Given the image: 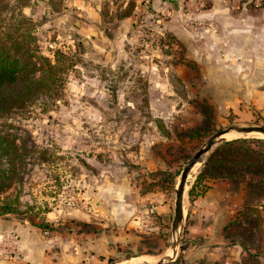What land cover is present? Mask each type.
Returning <instances> with one entry per match:
<instances>
[{
    "label": "rangeland",
    "instance_id": "1",
    "mask_svg": "<svg viewBox=\"0 0 264 264\" xmlns=\"http://www.w3.org/2000/svg\"><path fill=\"white\" fill-rule=\"evenodd\" d=\"M6 1L30 19L40 52L79 53L58 98L39 95L0 117L22 156L19 178L0 193L11 208L0 213V264L159 260L172 241L168 264H228L245 251L221 227L244 200L256 204L254 236L264 249V192L246 199L244 179L215 177L189 195L203 164L186 179L175 239L170 230L174 182L190 154L229 124L264 125L255 101L264 88L260 30L258 40H238L211 0ZM231 2L233 11L264 10V0ZM249 144L264 153V142ZM209 181L220 185L206 205L199 195Z\"/></svg>",
    "mask_w": 264,
    "mask_h": 264
},
{
    "label": "trees",
    "instance_id": "2",
    "mask_svg": "<svg viewBox=\"0 0 264 264\" xmlns=\"http://www.w3.org/2000/svg\"><path fill=\"white\" fill-rule=\"evenodd\" d=\"M18 6L22 5L17 0ZM8 8L6 0H0V117L9 111L24 108L39 95L56 99L62 93L67 72L78 59L79 50L69 47L66 50L55 48L51 56L37 49L30 32L31 21L28 17ZM76 45H80L79 42ZM264 139V138H263ZM261 144L260 138L234 137L221 141L208 154L201 169L192 180L187 193L201 194L195 189L199 182L215 177H227L231 180L244 179L245 197L264 192V153L249 143ZM0 193L15 181L17 166L22 156L15 136L0 129ZM17 178V179H18ZM238 178V179H234ZM206 183V182H205ZM195 189V190H194ZM6 202L0 201V213L10 211ZM253 213L255 215H253ZM259 217L256 204L244 200L233 217L222 224V237L229 244H237L245 251L239 261L228 264H264L258 252L264 249L254 236V221ZM235 228L233 233L229 229ZM252 246L253 250L248 247ZM197 264H225L221 260L199 259Z\"/></svg>",
    "mask_w": 264,
    "mask_h": 264
},
{
    "label": "water",
    "instance_id": "3",
    "mask_svg": "<svg viewBox=\"0 0 264 264\" xmlns=\"http://www.w3.org/2000/svg\"><path fill=\"white\" fill-rule=\"evenodd\" d=\"M236 132L239 135L236 137H241L243 135H246L247 133L252 132H260L264 135V125L261 124H250V125H240V124H229L225 127L219 128L213 132H211L201 143L199 147H197L188 157V159L184 162V164L181 166L177 176L176 180L174 182L173 187V207H172V217L170 222V230L173 234L176 235L179 227H181L182 222V195L184 192V184L186 182L187 174L189 173L190 168L195 162H199L197 168L195 171H198V169L203 164L204 160L206 159L208 153L214 148L217 144H219L223 140H227L230 138H224L223 135L227 132ZM234 138V137H233ZM174 235V239H175ZM170 247H172V253L173 256L175 255V241H172L170 243ZM173 257H167V260L163 262H157V264H168L169 261H171Z\"/></svg>",
    "mask_w": 264,
    "mask_h": 264
},
{
    "label": "crops",
    "instance_id": "4",
    "mask_svg": "<svg viewBox=\"0 0 264 264\" xmlns=\"http://www.w3.org/2000/svg\"><path fill=\"white\" fill-rule=\"evenodd\" d=\"M230 3H232L231 0H211L210 6V10L215 7L214 11L228 14V17H223V20L224 25H226L224 27L229 34L237 33L239 35L238 40H258L254 30H260L258 35L264 36V22L261 21L264 10L257 6L242 5L236 11H233ZM234 30L239 31L234 32ZM255 94L257 105L264 107V88L257 89ZM208 183L210 185L207 190L202 195H199L202 198V202H205L206 205L213 202L210 195H213L220 185L217 181H209Z\"/></svg>",
    "mask_w": 264,
    "mask_h": 264
},
{
    "label": "bare ground",
    "instance_id": "5",
    "mask_svg": "<svg viewBox=\"0 0 264 264\" xmlns=\"http://www.w3.org/2000/svg\"><path fill=\"white\" fill-rule=\"evenodd\" d=\"M252 133H258V134H260L261 136H264L263 134H261L260 132H252ZM247 134H249V133H247ZM239 134L238 133H236V132H233V131H230V132H227V133H225L224 135H223V137L224 138H233V137H236V136H238ZM258 137V136H257ZM198 164H199V162H195L193 165H192V167L190 168V170H189V173L187 174V177H186V179L195 171V169L197 168V166H198ZM193 176V175H192ZM188 184V183H187ZM187 184L185 183L184 184V190H185V188H186V186H187ZM185 192H183V195H182V198L184 197V194ZM182 204H183V201H182ZM183 207H182V212H183ZM185 215V214H184ZM178 233V232H177ZM173 236H172V239H174V235L175 234H172ZM178 234H176L175 235V238H176V236H177ZM172 247H170V249L166 252V253H164L160 258H159V260H158V258L157 257H151V256H148V255H141V256H139V257H135V258H132L131 260H129V261H125V262H121V263H119V264H134L135 262H140V261H145L147 264H157V262L159 261H161V262H163V261H165V260H167V257H173V253H172ZM158 260V261H157Z\"/></svg>",
    "mask_w": 264,
    "mask_h": 264
}]
</instances>
